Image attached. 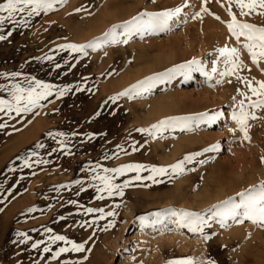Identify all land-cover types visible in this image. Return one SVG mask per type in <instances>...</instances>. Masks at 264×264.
<instances>
[{
  "label": "rangeland",
  "instance_id": "rangeland-1",
  "mask_svg": "<svg viewBox=\"0 0 264 264\" xmlns=\"http://www.w3.org/2000/svg\"><path fill=\"white\" fill-rule=\"evenodd\" d=\"M229 6L238 21L264 27V16H242L230 0H63L47 14L29 18L27 27L5 23L0 35L12 34L0 41V88L27 87L33 80L70 90L59 98L54 91L41 107L20 116L0 112L5 125L0 128V264H173L186 259L194 264H264V227L250 220H228L224 228L213 220L204 229L208 240L178 228L171 222L175 217L152 223L153 213L167 210L206 214L230 197L238 201V192L264 181V109L248 107L252 94L243 82L257 86L256 81H264V61L253 64L244 38L237 42L228 32ZM176 7L183 11L166 31L86 49L87 55L61 47L86 45L142 12ZM225 46L238 49L242 80L229 76L217 84L225 69L218 49ZM192 60L200 61L212 79L199 71L191 72L190 79L176 73L139 97L118 95ZM111 97L118 98L113 102ZM0 99L11 97L0 91ZM241 101L257 117L248 120L247 140L232 120ZM203 113L220 116L211 125L193 121L188 129L169 130L158 138L137 131L169 117ZM57 132L65 135L54 136ZM216 144L219 152L204 151ZM195 153L203 154L186 163L183 173L172 171V165ZM128 164L168 171L151 180L150 171H142L140 181L135 172L117 177V184L131 181L123 196L97 191L94 176ZM179 186L187 192L184 201ZM24 199L25 206L19 207ZM57 235L84 244L85 251L53 259L60 248H71L54 241ZM45 247L51 251L44 252Z\"/></svg>",
  "mask_w": 264,
  "mask_h": 264
},
{
  "label": "snow or ice",
  "instance_id": "snow-or-ice-1",
  "mask_svg": "<svg viewBox=\"0 0 264 264\" xmlns=\"http://www.w3.org/2000/svg\"><path fill=\"white\" fill-rule=\"evenodd\" d=\"M63 0H5L4 3H0V29L5 25L6 22L17 25L25 26L29 25V18L33 16H39L41 13L47 14L49 11L54 10L55 5L62 3ZM155 2V0H153ZM234 3L235 6L240 10V15L250 16L256 14L259 16H264V0H230V4ZM187 5H185L186 7ZM79 11V9H78ZM183 8L176 7L174 9L160 11L157 13H147L142 12L138 16H135L130 21H126L120 25H114L108 32L104 33L102 38H97L94 41L89 42L86 45H75L66 44L62 45V48L70 49L73 52H79L83 55H87L86 49L97 50L102 48L105 44H127L129 40L134 35H140L143 38L144 34H151L160 31H166L170 27V22L174 21L175 18L179 17L182 13ZM202 11H208L207 8H202ZM228 14L231 17V22L227 24L228 32L232 37L236 39L237 42L244 38L246 41L243 44V48L247 50L251 57L252 63L259 65L261 61H264V27H257L254 24L240 22L237 20L236 15L232 12L231 6L228 8ZM200 13H197L199 16ZM19 16V18H18ZM217 20L220 17H215ZM121 29L122 31H117ZM12 33L9 31L7 36ZM6 35H0V41L7 39ZM124 37V39H120ZM220 57L224 58L225 69L218 73L221 79L216 80V83H222L224 77L235 76L237 80H242L239 72L242 68L239 56V51L237 48H229L225 46L218 49ZM51 59V57H48ZM199 71L208 80L212 79V75L204 71V67L200 61L192 60L186 64L179 65L175 69L168 70L167 73L158 74L156 76L147 77L146 79L139 81L137 84L132 85L129 89L124 92L119 93V97H128L129 99L139 97L143 93L151 90L157 83L163 82L165 78L171 79L176 73H180L185 76V79L191 78V72ZM211 72L213 74L217 73V68L212 67ZM19 75L18 73H13L12 76L15 77ZM247 84L249 91L252 96L247 97L250 101L248 107L251 109H264V81H256L257 86H253L252 81L243 80ZM68 88L55 89L54 85L45 84L40 81H27V87H21L19 84H14L10 89L0 88V91H7L11 99H0V112L12 113L14 112L16 116H20L22 113L32 112L33 109L41 107V101L47 100L49 96H52L55 91L57 98L62 97L68 92ZM78 90H80L78 88ZM241 95H244L241 93ZM252 97H256L255 100ZM118 97H111L110 99L115 102ZM220 114L216 113L209 115L207 113L200 114L198 117H169L164 120L153 124L150 128L137 129L141 133H147L153 138L163 137L164 133L171 130L175 131L179 128L181 131L188 129L189 125L195 121L197 123L204 122L211 125L219 118ZM257 119L254 112L246 111L244 107V102L241 101L240 111L233 112L232 120L239 125L240 131L244 134V139H250L248 136V120ZM5 127V125L0 124V128ZM190 130V129H189ZM65 134L57 132L54 136L63 137ZM61 147L63 148V142L61 141ZM37 148H42L44 145L37 144ZM205 152H219V144L213 145L204 150ZM69 154V153H65ZM203 153L190 154L184 157L183 160L179 161L175 165H172V171L179 174L184 172V165L186 163H191L194 161L195 157L202 155ZM33 156L36 155L35 152L32 153ZM47 163V161H43ZM201 164L204 161H200ZM26 166H31L25 161ZM103 174H97L93 177L94 180L99 181L97 186V191L99 193H107L109 197L113 195L123 196V189L129 187L131 181H126L123 184L115 183L117 177L125 175L128 172H135V180L140 181L142 179L140 173L142 171H150L152 175L148 176L147 179L151 180L155 175L165 174L168 169L165 168H146L142 164H128L115 169L105 168L102 170ZM79 183V181L77 182ZM236 196L239 197L237 201L235 197H230L228 200L222 201L217 205H213L210 209L206 210V214L193 213L188 211L176 212L175 210H167L163 213L157 212L152 215L156 218L153 220V225L160 224L164 222V218L175 217L171 222L175 223L178 228H187L193 233H204L205 227H210V222L217 221L222 228L227 227V221L233 220L238 223H243L244 220H250L253 224L259 227H264V181L259 185H254L251 188L245 189L242 192H238ZM98 199H104L103 195L97 197ZM118 207V205H117ZM89 213L96 210L87 209ZM103 213V209L99 210ZM115 213L108 212L107 216H114ZM103 218V216L101 217ZM142 222L147 218L141 217ZM20 236H26L25 233H19ZM202 238L205 240L211 237L203 234ZM54 241H64L66 244H71V248H60L57 252L53 253V259L58 258L62 253L74 251V252H84L85 245L73 243L72 241L66 240L62 235H57L53 237ZM39 247V245L34 244L33 248ZM44 252L51 251L50 248L45 247ZM173 264H194L191 259H186L182 261L173 262ZM207 264H214L212 261H208Z\"/></svg>",
  "mask_w": 264,
  "mask_h": 264
},
{
  "label": "bare ground",
  "instance_id": "bare-ground-1",
  "mask_svg": "<svg viewBox=\"0 0 264 264\" xmlns=\"http://www.w3.org/2000/svg\"><path fill=\"white\" fill-rule=\"evenodd\" d=\"M202 13H203V12H202ZM226 22H227V21H226ZM30 138L32 139V137H30ZM31 139H30V140H31ZM30 140H29V141H30ZM27 141H28V139H27ZM29 141H28V142H29ZM24 143H26V139H25V140H22L21 143H19V144L22 145V144H24ZM179 191H180V200H181V201H184V199L186 198V193H187V192L184 190L183 187H180V186H179ZM185 192H186V193H185ZM177 200H178V198H177ZM26 202H27L26 199H24L23 201H21V202L19 203L21 206H19V207L25 206ZM200 207H201V206H200ZM19 219H20V220H24V219H23V216L20 217ZM31 235H33V233H31ZM35 235H36V234H35Z\"/></svg>",
  "mask_w": 264,
  "mask_h": 264
}]
</instances>
